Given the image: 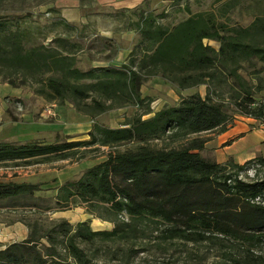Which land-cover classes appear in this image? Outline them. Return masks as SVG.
I'll return each mask as SVG.
<instances>
[{
    "label": "trees",
    "instance_id": "16d2710c",
    "mask_svg": "<svg viewBox=\"0 0 264 264\" xmlns=\"http://www.w3.org/2000/svg\"><path fill=\"white\" fill-rule=\"evenodd\" d=\"M6 1H32L57 13L51 8L57 0L0 3ZM261 1L250 0L253 21L246 27L231 19L242 0H214L209 10L196 12L192 6L200 5L199 0H169L178 5L170 16L185 17L167 23L161 22L167 16L155 15L156 0L116 10L134 16L125 28L138 35L137 45L126 63L88 70L78 66L80 46L70 40L75 28L67 23H56L69 27L68 32L54 34L49 45L26 47L27 32L4 29L0 18L1 81L12 88L28 87L48 103L69 104L90 119L135 109L118 128L94 125L88 140L0 141V167L82 159L108 148L102 162L60 186L49 200L35 196L36 185L0 182V204L39 212L82 205L88 214L112 224L110 231H91L83 223L73 229L65 220L46 224L33 219L26 222L24 240L0 249V264H106L97 260L96 242L111 244L104 253L122 260L134 253L136 243L151 241L159 248L173 242L206 243L216 248L219 264H264V182L257 180L264 158L247 162L256 168L246 180L239 176L244 165L218 164L200 154L209 141L201 135L223 133L237 117L264 123ZM31 17L27 12L7 19ZM101 41L109 52L104 61L110 62L119 48L103 37ZM205 41L217 43V49ZM152 78L180 91L205 86V94L181 97L176 105L153 112L152 99L141 92Z\"/></svg>",
    "mask_w": 264,
    "mask_h": 264
},
{
    "label": "rangeland",
    "instance_id": "374dc122",
    "mask_svg": "<svg viewBox=\"0 0 264 264\" xmlns=\"http://www.w3.org/2000/svg\"><path fill=\"white\" fill-rule=\"evenodd\" d=\"M187 1L192 3L193 0ZM213 1L199 0L200 5L192 6V10L193 12L209 10ZM156 2L153 5L155 15L167 16L161 22L167 23L172 20L177 22L185 17L183 14L170 16L178 6L177 2H169V0H156ZM183 3L184 0L178 2V4ZM260 4L264 5V0ZM52 5L51 8L56 10L54 4ZM249 5L250 0H242V3H239L231 15L233 23L246 27L253 21V9L248 7ZM49 7L36 6L32 1L1 2L0 18L5 20L4 29L19 28L21 31L27 32L24 41L26 47L42 43L49 45L54 34L68 32L69 27L65 29L64 25L56 23H59L58 21L68 23L69 26H72L71 28H75L70 34V40L78 42L80 46L77 58L78 66L82 70L99 69L109 65L120 66L128 61L129 53L137 45L138 35L133 30L125 28L126 20L128 18L134 20V16L117 14L114 9L102 8L95 4H90L88 8L80 5L79 12L75 11V8H71L68 14L64 13V16L59 13L56 15L57 13L47 12ZM27 12L31 13V19H7L9 15ZM76 33H78L77 38H75ZM102 37L119 48L116 56L110 62L104 61L109 52L104 49L107 42L101 41ZM205 43L217 49V43L212 41H205ZM141 92L144 96L152 99L150 108L156 112L165 106L176 105L181 97L194 93L203 96L205 86L180 91L160 78H152L142 86ZM133 114H135V109L128 107L112 110L95 119H90L76 113L69 104L59 106L48 103L34 95L28 87L12 88L0 80V141L23 144L28 141L54 143L88 140V133L94 125L118 128L126 118ZM212 135H217V133L201 136L211 139ZM151 145L160 147V142H153ZM215 149V147H209V150H202L200 154L202 157L216 162ZM108 152V148H103L97 153L85 154L86 156L82 159L30 166L0 167V182L36 185L35 196L40 200H49L55 196L60 186L68 181L78 180L87 168L102 162ZM243 165L245 169L239 173V176L246 180L252 178L256 166L247 162ZM257 180L264 182V167L260 169ZM36 218H40L46 224L65 220L73 229L81 223L86 224L91 231H110L112 229L111 223L88 214L82 205H71L60 210L52 208L46 212H39L29 208L2 207L0 204V249L13 242L24 240L29 232L26 222ZM106 246L111 248V244L100 242H96L93 246L98 247L97 260L106 264H219L216 248L206 243L192 245L173 242L159 248L152 241L139 242L133 246L134 253L128 257L125 256L122 260H119L117 255V259L112 260L110 254H105ZM262 250H264V246H262Z\"/></svg>",
    "mask_w": 264,
    "mask_h": 264
},
{
    "label": "crops",
    "instance_id": "0c3cea01",
    "mask_svg": "<svg viewBox=\"0 0 264 264\" xmlns=\"http://www.w3.org/2000/svg\"><path fill=\"white\" fill-rule=\"evenodd\" d=\"M144 1L145 0H57L54 3V7L58 9H56V15L59 13L64 16V13L66 12V14H68L71 8H75V11L79 12L78 8L80 5L88 8L90 4H95L102 8L107 7L110 10H131L142 5ZM154 3L155 2L152 3V6ZM209 147L216 148L214 150V157L218 164L232 162L234 164L243 165L255 158H264V126L260 125L258 121L252 118L238 117L225 132L212 135V138L205 143L203 150H209Z\"/></svg>",
    "mask_w": 264,
    "mask_h": 264
},
{
    "label": "built area",
    "instance_id": "2783aa9c",
    "mask_svg": "<svg viewBox=\"0 0 264 264\" xmlns=\"http://www.w3.org/2000/svg\"><path fill=\"white\" fill-rule=\"evenodd\" d=\"M262 125H264V123H262Z\"/></svg>",
    "mask_w": 264,
    "mask_h": 264
}]
</instances>
